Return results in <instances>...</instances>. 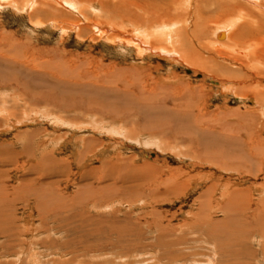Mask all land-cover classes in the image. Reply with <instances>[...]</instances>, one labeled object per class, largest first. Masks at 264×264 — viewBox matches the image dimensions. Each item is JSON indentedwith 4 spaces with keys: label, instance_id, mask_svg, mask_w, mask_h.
I'll list each match as a JSON object with an SVG mask.
<instances>
[{
    "label": "rangeland",
    "instance_id": "1",
    "mask_svg": "<svg viewBox=\"0 0 264 264\" xmlns=\"http://www.w3.org/2000/svg\"><path fill=\"white\" fill-rule=\"evenodd\" d=\"M46 1L0 0V264H264V0L259 76L211 0Z\"/></svg>",
    "mask_w": 264,
    "mask_h": 264
},
{
    "label": "bare ground",
    "instance_id": "2",
    "mask_svg": "<svg viewBox=\"0 0 264 264\" xmlns=\"http://www.w3.org/2000/svg\"><path fill=\"white\" fill-rule=\"evenodd\" d=\"M54 1H57V3L59 2L60 3V0H54ZM70 1L71 0H66V1H64V2H66V3H70ZM180 1H183V0H171V3L173 2V3H178V2H180ZM162 2H165V1H162ZM195 2H196V0H195ZM201 2H202V0H201ZM207 3H208V1H206ZM211 2L212 3H219V4H221V6H220V9L219 10H221V13L220 14H217V15H219V17L221 18L220 19V22L222 21V23H223V19L224 18H226V15L228 16H230V15H232V16H234L235 17V19H236V21L238 20L237 18H242L243 20H245V23H239V25L237 24V26H236V28H233V29H231L230 30V32H227V33H225V31H224V29H220V28H218V29H220L221 30V32L220 33H217V35H216V37H218L217 38V40H219L220 41V39H224V40H226L227 38H228V44L229 45H231L234 49H236V52H238L237 54H235L236 52H234V53H227L226 54V52H225V54H224V56L226 57V59L227 60H231L232 62H236L237 64H238V68H240V69H243V68H246V70L247 69H251L250 71H254L255 72V74H258V72L256 71L257 70V64H254V58H255V61H257L256 60V51H257V49H258V47L257 46H255V45H252V44H249V41L248 40H245L244 39V37H243V35H247L248 33H247V31H246V29L247 28H249V29H252V26H253V24L251 23V20H249L248 22L246 21L247 19L245 18V16L246 15H248V16H246V17H249V19L252 17L253 18V11H251L252 9H253V6L251 5H247V4H245V3H239V2H237V1H235V0H211ZM249 2L250 3H256V4H258L259 2H260V0L259 1H255V2H251V0H249ZM262 2V1H261ZM40 3H42L43 4V11L46 9L45 7L46 6H44L46 3H51V2H49V1H46V0H35V2L34 3H29L30 5H28V6H30V8L32 9V12L34 11V10H36L37 8H40ZM191 3V2H190ZM263 3V2H262ZM153 5V4H152ZM212 5V4H211ZM261 4L259 3V5L258 6H256V7H259ZM263 6H264V3L262 4ZM23 6V5H22ZM262 6V7H263ZM27 8V7H26ZM252 8V9H251ZM148 10H150V9H148ZM152 10V9H151ZM159 10V9H158ZM37 11V10H36ZM46 11V10H45ZM152 13H154L153 11H152ZM158 13V12H157ZM246 13V14H245ZM154 14H156V13H154ZM162 14V13H161ZM161 14H159L157 17H159ZM183 14V13H182ZM180 15V14H179ZM197 15V14H196ZM224 15V16H223ZM162 16V15H161ZM160 16V17H161ZM165 16V15H164ZM193 16V15H192ZM156 17V15H155V17H151L150 19H149V21H150V23H152V24H157L158 26L160 25L159 23H160V21H161V19L160 18H157ZM180 17V16H179ZM189 16L187 15V16H184V18L183 19H185L186 20V18H188ZM219 17H216V19L217 18H219ZM141 18V17H140ZM181 18V17H180ZM198 18V17H197ZM245 18V19H244ZM146 19V18H145ZM144 19V20H145ZM165 19V18H164ZM174 19V18H173ZM163 20V19H162ZM198 20H199V23H198V27H200L201 29H200V31L201 32H204V30H203V27L202 26H204L202 23L203 22H201L200 21V19L198 18ZM242 20V21H243ZM146 21V20H145ZM239 21V20H238ZM134 22H136V21H134ZM195 22V21H194ZM166 23H168V22H166ZM197 23V20H196V22H195V25H197L196 24ZM208 23V22H207ZM233 23V25H230L231 26V28H232V26H235V22H232ZM252 25H251V24ZM162 24V23H161ZM165 24V23H164ZM171 24V23H170ZM249 26H248V25ZM161 26V25H160ZM154 27V26H153ZM222 27V26H221ZM183 28H185L184 30H185V32H186V26H183ZM182 28V29H183ZM196 28V27H195ZM253 28H255V27H253ZM169 29V28H168ZM182 29H180V28H178V30H176V33L178 34H182L183 36H184V32L182 31ZM206 29H207V27H206ZM240 29L241 30H243V31H240ZM171 30V29H170ZM253 30V29H252ZM252 30L250 31L251 33H252ZM256 30V29H255ZM262 30V29H261ZM229 31V30H228ZM156 32V31H155ZM197 32H198V30H197ZM249 32V31H248ZM187 33V32H186ZM189 34H190V36L192 37V39L196 42V39H195V37H197L196 36V34L195 33H190V32H188ZM191 34H193V36L191 35ZM255 34V33H254ZM148 35V34H147ZM155 35V34H154ZM153 35V36H154ZM249 35V34H248ZM252 35V34H251ZM156 36V35H155ZM158 37V36H157ZM170 37V36H169ZM171 37H172V35H171ZM251 37V36H250ZM255 37V36H254ZM182 37H180V38H178L179 40L181 39ZM256 38V37H255ZM257 38H258V36H257ZM260 38V37H259ZM258 38V39H259ZM191 39V40H192ZM197 39H198V41L197 42H200V39L197 37ZM170 40V42L171 41H175V40H171V38L169 39ZM196 42V43H197ZM221 42V41H220ZM219 42V43H220ZM180 43V42H179ZM224 42L222 41L221 42V44H223ZM257 43V42H256ZM264 43V42H263ZM201 44V43H200ZM262 44V43H261ZM198 45V44H197ZM154 49H156V48H154ZM182 49V48H181ZM175 50V49H174ZM155 51V50H154ZM153 51V52H154ZM235 51V50H234ZM152 52V51H151ZM179 53H180V55H182V56H184V57H186V59H189V58H193V60L195 61V58L194 57H192V55L190 54H188V52L189 51H187L186 49H182V50H180V51H178ZM259 57V56H258ZM185 59V58H184ZM258 63V62H257ZM259 65H260V63H258ZM259 68V67H258ZM248 70V71H249ZM251 72L252 74H254V72ZM235 75V74H234ZM246 75V74H245ZM244 75V76H245ZM250 75V74H249ZM258 76H259V74H258ZM257 76V77H258ZM252 77V79H254L253 78V76H251ZM240 77H237L236 78V80H238ZM234 79V78H233ZM259 79V78H258ZM264 79V78H263ZM241 81V80H240ZM257 83L259 82L258 80L256 81ZM250 88V87H249ZM261 91H263V93H264V89H262ZM261 91H253L254 93V98H255V100L256 101H258L259 102V104L261 105V106H263V104H264V95H262L260 92ZM256 104V103H255ZM251 135V134H250ZM246 136V135H245ZM253 136V135H252ZM238 137V136H237ZM242 137V136H241ZM247 137V136H246ZM246 137H245V139H246ZM240 138V137H239ZM252 138V137H251ZM255 138V137H254ZM244 139V138H243ZM244 139V140H245ZM248 139H250V137H248ZM247 140V139H246ZM252 142V141H251ZM247 143H245V145H246ZM252 146V148H250V146H249V149L250 150H252V149H255L254 147V145L253 144H251ZM258 146V145H257ZM246 150V149H245ZM247 154H249V152H247ZM253 154H255V152L253 153ZM45 157V156H44ZM34 159V158H33ZM256 161V160H255ZM52 164V163H51ZM33 165V164H32ZM35 169V168H34ZM180 187V186H179ZM261 208V207H260ZM260 219V218H259ZM212 225V224H211ZM232 253V252H231ZM218 255V254H217ZM236 259H237V257H236Z\"/></svg>",
    "mask_w": 264,
    "mask_h": 264
}]
</instances>
